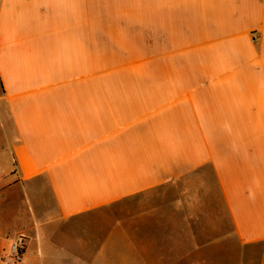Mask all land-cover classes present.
Masks as SVG:
<instances>
[{
  "label": "crops",
  "instance_id": "1",
  "mask_svg": "<svg viewBox=\"0 0 264 264\" xmlns=\"http://www.w3.org/2000/svg\"><path fill=\"white\" fill-rule=\"evenodd\" d=\"M13 235L22 264H264V0H0Z\"/></svg>",
  "mask_w": 264,
  "mask_h": 264
},
{
  "label": "built area",
  "instance_id": "2",
  "mask_svg": "<svg viewBox=\"0 0 264 264\" xmlns=\"http://www.w3.org/2000/svg\"><path fill=\"white\" fill-rule=\"evenodd\" d=\"M27 251L26 237L20 235L15 241L12 242L9 249V259L11 264H22L25 259Z\"/></svg>",
  "mask_w": 264,
  "mask_h": 264
},
{
  "label": "rangeland",
  "instance_id": "3",
  "mask_svg": "<svg viewBox=\"0 0 264 264\" xmlns=\"http://www.w3.org/2000/svg\"><path fill=\"white\" fill-rule=\"evenodd\" d=\"M20 194H18L19 196ZM18 214H19V220H21L22 218V207L21 204L19 205V210H18ZM20 235H13V236H8V238H6L7 240L3 241L1 244L2 246H0V264H11L10 263V259H9V249H10V245L12 244L13 241H15ZM26 240L28 241L27 237Z\"/></svg>",
  "mask_w": 264,
  "mask_h": 264
}]
</instances>
